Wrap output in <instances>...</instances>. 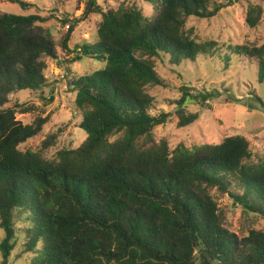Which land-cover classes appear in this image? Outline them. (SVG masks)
Returning a JSON list of instances; mask_svg holds the SVG:
<instances>
[{
  "label": "trees",
  "instance_id": "1",
  "mask_svg": "<svg viewBox=\"0 0 264 264\" xmlns=\"http://www.w3.org/2000/svg\"><path fill=\"white\" fill-rule=\"evenodd\" d=\"M26 9L24 0H7ZM154 10L145 16L135 5L102 11L87 0L74 27L89 14L101 15L95 36L76 47L77 56L105 66L68 80L74 93L77 126L86 133L74 149L37 150L22 146L39 135L48 116L23 123L17 112L33 106L9 96L42 90L45 58H56L55 42L38 14L0 13V240L2 264L19 246L29 264H264V231L239 237L229 230L219 197H228L244 215H264V158L248 138L227 136L219 143L171 147L153 130L165 125L169 112L154 113L150 86H164L155 59L168 55L175 66L221 51L216 41L193 38L190 18H211L224 0H143ZM263 9L249 5L245 22L256 27ZM63 24L69 22L62 20ZM226 62L245 56L264 79V43L227 45ZM230 52V53H229ZM217 93L185 92L172 102L178 126L198 118L186 103L214 101ZM61 132V130H59ZM198 247V248H197Z\"/></svg>",
  "mask_w": 264,
  "mask_h": 264
},
{
  "label": "rangeland",
  "instance_id": "2",
  "mask_svg": "<svg viewBox=\"0 0 264 264\" xmlns=\"http://www.w3.org/2000/svg\"><path fill=\"white\" fill-rule=\"evenodd\" d=\"M24 1L32 5L22 9L16 3L0 0V13L42 16L45 20L40 25L50 31L57 56L45 58L46 69L43 74L47 85L42 90L14 92L5 104L9 107L17 102L34 107L30 112L16 113L23 123H31L38 116H48L41 133L28 140L22 148L37 150L49 135L57 133L55 144L44 150L45 157L50 158L57 150L77 148L86 137V133L77 126L78 114L74 112L73 106L75 95L69 89L68 80L104 68V61L86 56L74 60L77 56L76 47L95 36L101 15L91 13L74 27L67 41L72 51L69 52L62 48V41L68 26L81 15L87 0ZM97 3L102 11L135 5L145 16L155 13L153 7L143 0H97ZM251 4H258L263 9L262 19L256 27H250L245 22ZM63 19L69 22L63 24ZM187 27L193 28L191 36L196 40H212L221 44V51L214 55H200L194 62L184 60L177 66L169 62L168 55L155 59V70L165 85L148 87V92L156 99L153 112H169L170 117L165 125L154 128V137L157 140L167 139L171 147L179 143L192 147L219 143L224 137L241 135L250 140L253 153L264 158V79L258 81L254 61L249 62L245 56H236L226 62L223 55L228 44L254 46L264 43V0H224L223 7L215 16L192 17ZM185 89L191 95H207L215 90L218 96L214 101L199 98L197 102H187L186 111L197 112L199 118L188 126L179 127L175 104L172 102L179 99ZM219 205L226 211L229 230L237 236L241 237L252 229L264 231V215H244L227 196L219 197ZM3 234L0 229V240ZM31 259L30 253H23L17 246L11 252L7 264H29Z\"/></svg>",
  "mask_w": 264,
  "mask_h": 264
},
{
  "label": "water",
  "instance_id": "3",
  "mask_svg": "<svg viewBox=\"0 0 264 264\" xmlns=\"http://www.w3.org/2000/svg\"><path fill=\"white\" fill-rule=\"evenodd\" d=\"M198 248V247H197Z\"/></svg>",
  "mask_w": 264,
  "mask_h": 264
}]
</instances>
